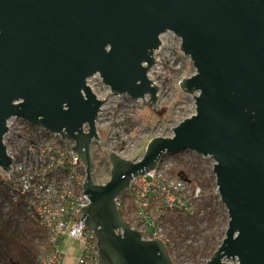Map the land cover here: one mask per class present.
<instances>
[{
    "label": "water",
    "instance_id": "water-1",
    "mask_svg": "<svg viewBox=\"0 0 264 264\" xmlns=\"http://www.w3.org/2000/svg\"><path fill=\"white\" fill-rule=\"evenodd\" d=\"M180 39L195 74L179 82L194 114L153 137L140 160L108 153L109 180L92 179V141L103 101L86 81L97 74L112 96L134 101L159 87L149 80L161 35ZM72 141L85 168L81 209L97 238L100 264H172L164 243L143 240L116 207L133 176L153 171L165 154L211 158L229 218L206 264H264V0H0V167L6 121ZM88 130L83 133V126ZM2 176L0 175V180Z\"/></svg>",
    "mask_w": 264,
    "mask_h": 264
},
{
    "label": "built area",
    "instance_id": "built-area-1",
    "mask_svg": "<svg viewBox=\"0 0 264 264\" xmlns=\"http://www.w3.org/2000/svg\"><path fill=\"white\" fill-rule=\"evenodd\" d=\"M165 34L159 38L161 40L159 49L164 44ZM158 50L154 52V60ZM86 84L96 98L103 101L99 109V117L106 103L105 97L111 95L110 90L103 85L102 79L97 74L89 78ZM6 126L7 131L2 142L7 155L12 159V164L7 172L0 167L2 176L0 181L8 190L11 205L16 206L19 202L21 206L23 205L24 213L21 215L25 219L23 222L40 230L38 237L33 239L36 249L33 264H63L59 243L64 236L78 240L80 243L81 249L75 264H100L96 235L92 230L87 229L83 220H80L83 218L81 209L87 207L90 201L83 194L85 168L74 152L73 142L63 141L59 135L30 125L17 117L8 119ZM82 130L83 133L87 132V124H84ZM96 133H98L97 122ZM98 136V141L91 143L92 163H94L93 146L101 142L99 133ZM182 153H188L187 156L192 155L188 157V161L183 160L184 163L194 162L197 167L213 173L215 162L211 158H204L190 151L171 155L176 158ZM115 154L121 156V152ZM164 157L157 162L153 171L141 176H133L128 189L115 200L116 207L122 211L123 221L127 222L132 230L142 233L143 240L159 239L164 243L170 250L172 264H176L175 247L180 248L177 253L181 252L180 254L187 255L189 259L188 247L198 248L191 243L184 246V243L189 241V235L199 236L202 240L205 232L203 229L199 230L197 223V231H195L193 224L188 222L186 217L198 219L197 207L202 205L212 209V198L207 193L218 196V190L215 187L211 193L202 182H195L192 177L188 180L183 179L176 174L175 171L178 169L172 173L174 164H168ZM207 159L212 162L210 170L209 164L205 162ZM212 177L215 183L214 173ZM218 198L220 201V196ZM178 217L184 222L177 219ZM173 218H176V226H174L176 230L172 231L175 234L174 239L169 236L171 233L165 232ZM187 226H190V231L185 230ZM180 231L182 232L179 233ZM201 251L198 250L195 262L189 259L190 264H206L209 259L200 256Z\"/></svg>",
    "mask_w": 264,
    "mask_h": 264
},
{
    "label": "rangeland",
    "instance_id": "rangeland-1",
    "mask_svg": "<svg viewBox=\"0 0 264 264\" xmlns=\"http://www.w3.org/2000/svg\"><path fill=\"white\" fill-rule=\"evenodd\" d=\"M181 41L171 32L164 35V44L155 54V65H153L148 76L155 85L159 87L157 92L158 100L154 107L148 106L149 97H146V104L143 101H134L125 95L112 97L106 96V103L102 108V113L99 115L97 122V131L101 137V142L93 146L94 163H92V178L96 184L106 183L109 180L111 167L107 160L109 152H121V156L127 160H140L143 156L144 149L153 137H170L172 129L179 122L185 120L186 117L192 115L195 110L194 97L196 94L189 95L182 93L179 88V82L184 78L191 77L195 74L193 63L189 57L184 55L180 50ZM188 153H182L174 158L173 155H165V161L173 163L172 173L180 168L187 169L188 167H196L198 172H192V179L195 182H203L211 180L213 173L205 171L196 166V163H184L183 160L189 159ZM185 158V159H184ZM178 159L180 161L178 162ZM188 161V160H187ZM205 162L209 164V170L212 162L207 159ZM171 168V169H172ZM194 169V168H193ZM205 185L204 183H202ZM210 188V187H209ZM208 188V189H209ZM212 193V190H211ZM212 198V209L207 205H202L198 208L199 220L196 219L199 230H205L203 238L209 236L211 230L210 218L212 211L218 214L216 217L217 232L212 237V244L218 248L224 239L229 218L224 207L223 212H220L218 206V196H213L207 193ZM10 197L8 190L0 185V210L1 219H5L6 215L11 213ZM23 211V205L20 207ZM170 220V219H169ZM171 220L176 221V218ZM12 221H15L12 218ZM182 223L184 222L181 220ZM190 222L189 220H187ZM191 226V225H190ZM190 226L186 227V231H190ZM176 227L171 223L165 232L171 233ZM180 231L179 233H181ZM189 241L184 243L187 246L189 243L202 250L204 247L203 238L199 236L189 235ZM190 245V246H191ZM180 246V245H179ZM183 246V245H181ZM180 246V247H181ZM175 247V246H174ZM60 251L63 255V264H75L76 258L80 252V243L68 236H64L59 243ZM0 249H6V243L0 244ZM180 249V248H179ZM175 247V263L190 264L187 255L177 253L179 251ZM183 252V251H182Z\"/></svg>",
    "mask_w": 264,
    "mask_h": 264
},
{
    "label": "trees",
    "instance_id": "trees-1",
    "mask_svg": "<svg viewBox=\"0 0 264 264\" xmlns=\"http://www.w3.org/2000/svg\"><path fill=\"white\" fill-rule=\"evenodd\" d=\"M179 161L180 160H178V162ZM175 172L183 179L188 180L190 177H192V172L196 173L198 171L196 170V168L193 169L192 167H188L187 169L179 167ZM202 183H204L208 188L210 187V191L215 189L216 187L213 177L211 178V180L203 181ZM1 184L2 183L0 181V185ZM20 206V202L16 206H13L11 208V213L9 214L8 212L5 219H1L0 210V244L6 243V249H0V264L34 263L33 258L35 257L36 249L34 248L33 239L35 237H38V233L40 232V230L37 227H30L27 223L23 222V220L25 219L21 215L24 212L20 210ZM218 206L220 207V212H223L224 207L221 202H218ZM217 216L218 214L212 211V215L210 218L211 232L209 236L203 238L205 244L202 248V251L200 252V256H205L208 259L213 256L216 249V247L212 244V237L217 232V230L215 229V226H217ZM12 218H14L15 221H12ZM177 219L181 220L180 217H178ZM186 220H189L193 224L194 230L197 231L196 220L193 217H186ZM172 223L174 226H176L174 220H172ZM166 250L168 255H170V250L168 248H166ZM187 250H189L187 251L188 258L195 262V257L197 255L198 249L188 247Z\"/></svg>",
    "mask_w": 264,
    "mask_h": 264
}]
</instances>
